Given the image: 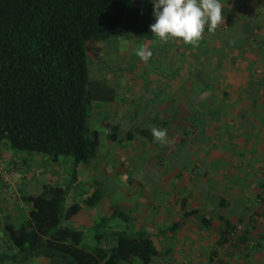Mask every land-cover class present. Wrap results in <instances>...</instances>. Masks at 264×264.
<instances>
[{
    "label": "trees",
    "instance_id": "1",
    "mask_svg": "<svg viewBox=\"0 0 264 264\" xmlns=\"http://www.w3.org/2000/svg\"><path fill=\"white\" fill-rule=\"evenodd\" d=\"M153 12L151 1L0 0V144L73 164L65 184L46 183L40 193L23 194L29 214L22 222L5 216L8 241L0 264H155L159 258L152 235L133 229V215L120 207L92 226L91 249L84 243L86 227L72 224L103 199L102 189L90 193L83 186L80 169L93 163L101 145L97 125L90 124L94 103L118 95L105 81L91 80L89 43L156 36ZM150 129L138 130L153 140ZM245 234L234 243H246Z\"/></svg>",
    "mask_w": 264,
    "mask_h": 264
},
{
    "label": "crops",
    "instance_id": "2",
    "mask_svg": "<svg viewBox=\"0 0 264 264\" xmlns=\"http://www.w3.org/2000/svg\"><path fill=\"white\" fill-rule=\"evenodd\" d=\"M250 1L233 6L227 0L225 30L232 28L234 39L224 45L215 38L211 49L219 51L231 44L232 52H226V59L210 53L207 66L215 65L210 72L203 75L201 68L188 74L181 67L182 60L173 58V72L148 75L152 81L162 80L153 84L159 94L171 92L172 101L161 103L154 96L158 105L150 108L151 87L141 82L138 65L128 81L129 89L122 87L126 98L133 95V105L122 101L121 110H133V121L139 123L133 125L132 137L128 132L126 143L137 134L143 139L139 127H157L168 133L167 153H157L160 163L171 160L167 154L176 148L182 154V165L166 174L167 186L158 192L161 195L152 192L147 202L133 197L135 209L132 199L107 212L120 207L133 215V229L151 231L160 252L155 264H264V0ZM254 8L259 12L249 13ZM233 9L239 17L231 16ZM160 60L169 59L162 56ZM122 79L126 84L127 78ZM187 80L195 83L186 86ZM196 85L206 86L193 94L201 106L193 101L174 102L175 97L195 91ZM212 86L218 90L207 92ZM206 95L209 98H203ZM95 112L96 120L105 115L100 107ZM239 223L246 226L244 244L226 238ZM251 241H256L255 248L247 245Z\"/></svg>",
    "mask_w": 264,
    "mask_h": 264
},
{
    "label": "rangeland",
    "instance_id": "3",
    "mask_svg": "<svg viewBox=\"0 0 264 264\" xmlns=\"http://www.w3.org/2000/svg\"><path fill=\"white\" fill-rule=\"evenodd\" d=\"M126 1L131 5L137 6H145L148 1L152 2V0ZM257 1L258 0H256V2ZM220 2L222 4V15L225 21V18L228 19V2L227 0H220ZM229 2H232L233 6H235V4L237 5L241 2L248 4L251 1L229 0ZM251 12L256 14L259 12V8L249 10V13ZM237 14L238 11L233 9L231 16ZM247 18H249V16H247ZM227 25L228 23L225 24L222 22L215 32L206 31L202 39L196 44H186L182 40H174L171 38L164 41L158 36H146L145 38L140 37L134 40L133 38L124 37L119 39L113 38L107 41H91L89 43L91 80H103L109 87H116L118 98H115V102L98 101L94 103V109L98 110L100 107L105 114L104 116L101 115V117L96 120L97 113L94 112L93 120H90L92 127L95 125L99 127L101 145L98 149V157L93 159V163L89 167L83 165L80 169L79 179L86 185L83 186L87 190H90V193H93L97 188L102 189L103 192V199L96 210L88 209L72 222L73 225L76 224L78 227H86L84 243L88 249L96 245V231L92 226L101 216H106L108 214L107 212L111 206L116 207L118 204H121V207H123L124 200H132L133 197L141 198L143 201L147 202L152 192L154 196L157 194L161 195V193L158 192L167 186V180H165L166 174L175 168L178 169V167L182 165L179 163L182 156L179 152V148L167 154L169 159L172 158L171 160L162 164L160 163L162 161L158 160L157 153H159V151L164 150L167 153V141L163 143L157 141L154 143V139H147L143 136V139H140L137 134L133 142L126 143L129 141L127 139L128 132H133V125H138L139 123L133 121V110H121V105L119 103L122 101H127L133 105V95L131 99L126 98V95L121 94L122 87L124 90L129 89L128 81L133 76V72L136 71L135 69H137L138 65L141 68V82H143L146 87H151L149 93L151 96L150 108L158 105L153 99L154 96L159 97L161 103L172 101L173 95L171 92L168 94H159L158 92L160 90L153 84V82L161 84L162 80H157V82L152 81L148 75L155 71L159 73L173 72L174 66L176 65V61L172 60L173 58L182 60L181 67H183V70L188 74L195 72V70L201 71V68L203 75L210 72L211 68L215 67V65L207 66L208 62L211 63L209 59L210 53L212 56H225L226 59L227 53L229 51L232 52L231 44L227 49L223 48L219 51H215L213 48L211 49V41L215 40V38L216 40L219 38L218 43L220 42L224 45L226 41H230L229 43L233 41V29L230 28L225 30ZM219 34L224 37V39L228 38V40L222 39ZM140 51L145 52L146 59L141 58L138 54ZM162 56H167L169 60L161 61L160 59ZM204 57L207 58L206 62L203 60ZM208 76L210 75L208 74L205 77ZM124 77L127 78L126 84L122 83V78ZM199 82L202 84L205 83L203 81ZM194 83L195 82L192 80H187L185 82L186 86H193ZM197 88L198 90H204L206 86H204L203 89L197 86L195 91H187V93H185L186 95L183 94L182 96L175 97L174 102L178 99L187 103L196 102L197 106H201L202 102H200L199 97H193V94L197 92ZM217 88L212 86L208 87L206 90L207 92H212V90L214 91ZM205 97L209 98L208 95L203 96V98ZM118 104L120 105L119 107H117ZM106 119L107 122L105 123L104 120ZM96 121H99V123ZM113 134L116 135V140L111 137ZM176 140V143H178L179 139ZM183 154L185 155V153ZM63 161L61 164H53L46 155L14 150L7 144H0V169L4 172L0 173V251L2 248L6 247L8 241V237L5 235L2 226L5 216L9 214L13 221L19 223L29 214V208L22 200L23 194L29 192L40 193L43 184L46 183L65 184L68 182V173L70 174L73 169V164H71L72 162L67 163ZM113 173L115 176H113ZM134 202H136L135 199H133V209H135ZM130 204L132 203L130 202ZM128 207L130 208V206ZM145 230L148 234H151L148 228ZM45 263L47 262L45 261Z\"/></svg>",
    "mask_w": 264,
    "mask_h": 264
},
{
    "label": "clouds",
    "instance_id": "4",
    "mask_svg": "<svg viewBox=\"0 0 264 264\" xmlns=\"http://www.w3.org/2000/svg\"><path fill=\"white\" fill-rule=\"evenodd\" d=\"M155 22L150 26L161 40H182L186 44L198 43L205 32H215L224 22L220 0H152ZM146 59L144 51L138 53ZM154 140H167V129L152 127Z\"/></svg>",
    "mask_w": 264,
    "mask_h": 264
},
{
    "label": "built area",
    "instance_id": "5",
    "mask_svg": "<svg viewBox=\"0 0 264 264\" xmlns=\"http://www.w3.org/2000/svg\"><path fill=\"white\" fill-rule=\"evenodd\" d=\"M0 173H4V172L2 171V169H0ZM245 230H246V226H245V224H243V223L238 224V225L235 227V230L231 233V236L228 238V240H229L230 242H235V241L237 240L236 237L242 235V234L245 232ZM254 243H255V242H254ZM254 243H253V244H254Z\"/></svg>",
    "mask_w": 264,
    "mask_h": 264
}]
</instances>
